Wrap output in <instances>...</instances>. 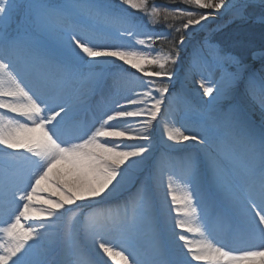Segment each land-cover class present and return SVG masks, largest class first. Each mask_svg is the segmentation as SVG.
I'll return each instance as SVG.
<instances>
[{
	"label": "bare ground",
	"instance_id": "1",
	"mask_svg": "<svg viewBox=\"0 0 264 264\" xmlns=\"http://www.w3.org/2000/svg\"><path fill=\"white\" fill-rule=\"evenodd\" d=\"M257 1L208 3L218 14ZM51 15L38 24L65 56L35 38L0 43V144L14 149L0 154V264H101L91 250L102 264H264V243L261 255L225 253L204 226L216 238L226 237L227 223L232 237L245 226L253 248L264 241V53L238 72L226 61L214 73L189 56L170 91L153 93L138 89L132 60L95 27L107 29ZM212 20L189 31L185 46L198 55L200 30ZM87 71L94 82L82 84ZM57 122L69 137L83 134L70 151L51 138ZM129 183L134 234L125 236L121 209L110 204L123 193L105 195ZM72 190L62 214L50 206ZM43 214L57 216L46 222Z\"/></svg>",
	"mask_w": 264,
	"mask_h": 264
},
{
	"label": "rangeland",
	"instance_id": "2",
	"mask_svg": "<svg viewBox=\"0 0 264 264\" xmlns=\"http://www.w3.org/2000/svg\"><path fill=\"white\" fill-rule=\"evenodd\" d=\"M127 1L0 0V43H10L9 40L5 39L4 32L12 30L14 32L12 35L17 34L20 39L24 37L23 40H33L35 38L43 47V50L61 57L65 56L59 45L50 40L38 24L39 19L45 14L54 12L56 8L60 11L62 9L61 13L76 18L75 22L77 21V23L82 24V18H86L90 22L103 26V28H108L107 31L100 28L97 30L106 35L111 42L116 43L114 46L123 48V53H126V56H124L129 59L128 61H133L130 62L134 65L128 66V69H134L139 73L135 78L139 80V86L144 88L138 89H147L153 93H167L170 91L168 82L178 76L181 72L180 67L186 65L184 60L189 56L193 58V65L202 60L207 61V69L210 73H214L216 70L221 69V64L226 61L234 65L238 72L239 69L246 66L243 65V62L250 55L264 53V50L254 51L258 48H264V2L262 0L257 1V4H244L232 8L231 12L240 10L241 17H231V12L226 13L223 11L214 14V9L209 8L210 3L208 2L211 0H173L167 5L163 4L164 2L161 0H136L138 6H140L137 13H133V9L129 10L130 7H135V3L129 5L126 3ZM215 2L216 5L221 7L226 5V0H215ZM160 12L165 14L163 19L160 17ZM63 16L66 17V15ZM208 17H213V20L211 23L205 24L200 30L203 31L205 40L201 38L200 42L196 44L198 46L200 43L204 44V55L206 56L209 53V59H205L204 55L197 54V47L194 44L186 47L185 43L191 39L189 31L194 26L204 22ZM222 17L224 18L221 19ZM168 19L175 22L169 23ZM197 35L198 33H195V37ZM217 37H219L220 42H215ZM178 38H180V41L177 45L176 40ZM161 42H165V44L162 45ZM185 47L187 52L182 51ZM40 65L44 66L43 62ZM48 65L54 64L50 63L45 66ZM151 68L160 70L161 73L162 71L166 73L171 71L172 74H153L149 72ZM85 73H87L86 78L82 77V84L93 83L94 74L92 71ZM225 73L229 74L228 71H225ZM84 92L85 90H82L81 94H88H83ZM202 98L204 99L203 96ZM207 98L213 99L214 97L206 96ZM148 139L150 138L148 137ZM153 139L154 143L157 142L154 136ZM11 149L13 148L8 143L0 144V154L2 155H6ZM130 186V183L126 184L121 190L105 196H115L127 190ZM76 192L72 190L66 197L62 196V199L60 198L61 202L50 206L53 208L59 206L60 214H62L66 210V203L74 204L71 201V196ZM56 194L59 195L58 192ZM38 197L39 194L36 198ZM55 200L57 201L56 198ZM85 203L91 204L92 202ZM150 214L148 213V215ZM44 216L46 222H53L52 219H55L57 214H43L42 217ZM54 228L49 226V230L52 232H54ZM152 236H155V234L153 233ZM91 252L95 253L92 250ZM156 258H158V254Z\"/></svg>",
	"mask_w": 264,
	"mask_h": 264
}]
</instances>
